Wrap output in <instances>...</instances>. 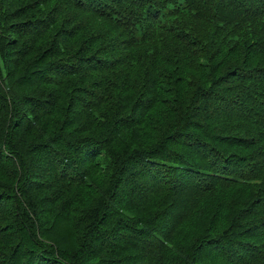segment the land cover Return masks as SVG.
<instances>
[{
  "label": "trees",
  "instance_id": "16d2710c",
  "mask_svg": "<svg viewBox=\"0 0 264 264\" xmlns=\"http://www.w3.org/2000/svg\"><path fill=\"white\" fill-rule=\"evenodd\" d=\"M0 264H264V0H0Z\"/></svg>",
  "mask_w": 264,
  "mask_h": 264
}]
</instances>
